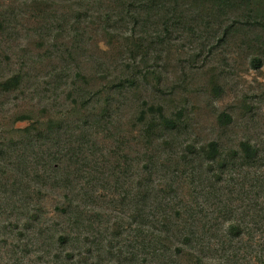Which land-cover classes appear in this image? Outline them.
Here are the masks:
<instances>
[{
    "label": "trees",
    "instance_id": "1",
    "mask_svg": "<svg viewBox=\"0 0 264 264\" xmlns=\"http://www.w3.org/2000/svg\"><path fill=\"white\" fill-rule=\"evenodd\" d=\"M237 23L258 34L245 41L258 68L264 0H0V39L28 31L32 57L59 63L45 77L67 101L14 110L0 123V264H264V214L256 210L264 180L248 219L232 205L248 193L227 181L257 171V146L182 145L181 113L145 103L139 130L127 136L110 110L111 88L156 76L146 64L167 55L170 35L193 41L213 31L219 43ZM106 63L137 68L108 78ZM30 76L19 68L1 79V99L22 92ZM220 119L231 121L225 112ZM53 192L61 202L51 222L43 200Z\"/></svg>",
    "mask_w": 264,
    "mask_h": 264
},
{
    "label": "rangeland",
    "instance_id": "2",
    "mask_svg": "<svg viewBox=\"0 0 264 264\" xmlns=\"http://www.w3.org/2000/svg\"><path fill=\"white\" fill-rule=\"evenodd\" d=\"M241 24L237 23L235 33L219 43L212 37L219 33L212 35L213 31L210 30V33H207L209 40L205 38L190 41L188 38L185 40L177 37V34L170 35L167 55L159 54L156 60L152 58L149 64H146L149 67L153 66L156 76L148 73L142 78L137 74L139 82L137 88L123 91L111 88L109 93L113 121L127 136L139 130L138 115L142 104L145 103L146 107L161 106L168 116L177 111L181 113L179 121L181 131L179 138L177 135V141L182 145L199 146L210 140H218L226 148H233L242 140H249L256 145L260 156L257 171L248 170L250 172L248 175L238 171L240 172L238 175L233 174L236 180L227 179L228 183L235 184L232 192L241 191L239 187L242 185L248 193V198L240 197L238 194H235L238 198H232V205H239L242 214L248 219L250 217L247 213H253L250 207L255 205L251 199L257 190V180H264V56L260 67L251 65L253 50L246 47L245 41L257 37L258 34L255 31L250 32L248 27ZM23 25L28 26L27 23ZM18 32L14 31L12 35L4 37V40L0 39V80L21 68L29 72L31 83L27 82L24 90L15 93V96L2 99L0 97V123L5 122L7 115L14 110L25 107L38 110L43 106L51 108L67 102L63 92L55 95L56 92L52 90L45 77L52 68L59 69V63L56 60L48 61L44 57L35 60V57H32L33 46L37 43L28 38V31ZM263 36L264 33L261 36L262 42ZM98 46L97 48L101 50L108 48L104 40L99 41ZM92 53L96 58L102 54ZM48 62L52 64H47ZM88 68L90 66L86 64V70ZM132 68L136 69L137 65L129 68L125 63H120L117 67L106 63L102 70L110 71L111 75L108 78H111L120 71L128 70V73ZM75 70L77 69L74 62H69L70 74ZM222 112L229 115L231 120L229 123H222L220 119ZM150 114L148 112V117ZM26 124L27 121L23 120L17 122L16 126L22 127ZM224 191L229 195L227 189ZM59 196L53 192L43 200L50 221L56 217L58 219L54 206L60 204ZM257 204L256 210H259L257 212L264 214V195L259 198ZM260 234L257 232L256 236ZM246 264L260 263L259 260H255Z\"/></svg>",
    "mask_w": 264,
    "mask_h": 264
}]
</instances>
